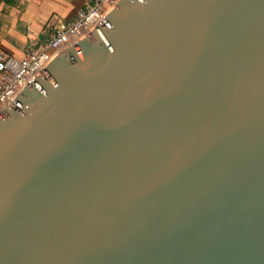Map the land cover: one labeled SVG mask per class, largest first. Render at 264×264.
Segmentation results:
<instances>
[{"label":"water","instance_id":"95a60500","mask_svg":"<svg viewBox=\"0 0 264 264\" xmlns=\"http://www.w3.org/2000/svg\"><path fill=\"white\" fill-rule=\"evenodd\" d=\"M0 264H264V0H120L0 112Z\"/></svg>","mask_w":264,"mask_h":264},{"label":"built area","instance_id":"2783aa9c","mask_svg":"<svg viewBox=\"0 0 264 264\" xmlns=\"http://www.w3.org/2000/svg\"><path fill=\"white\" fill-rule=\"evenodd\" d=\"M120 0H87L77 19L56 27L51 37L17 59L0 50V112L28 86L30 79L59 54L78 45Z\"/></svg>","mask_w":264,"mask_h":264},{"label":"crops","instance_id":"0c3cea01","mask_svg":"<svg viewBox=\"0 0 264 264\" xmlns=\"http://www.w3.org/2000/svg\"><path fill=\"white\" fill-rule=\"evenodd\" d=\"M87 0H0V50L17 59L75 21Z\"/></svg>","mask_w":264,"mask_h":264}]
</instances>
